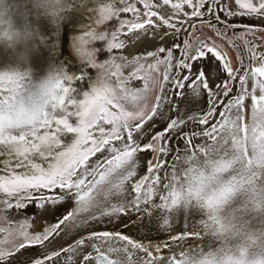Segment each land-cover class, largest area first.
<instances>
[{"label": "snow or ice", "instance_id": "6c2138e0", "mask_svg": "<svg viewBox=\"0 0 264 264\" xmlns=\"http://www.w3.org/2000/svg\"><path fill=\"white\" fill-rule=\"evenodd\" d=\"M119 3L123 6H101L96 23L121 13L132 18L121 19L110 33L90 29L77 37L75 48L87 71L54 74L55 87L42 108L25 100V73L0 71V222L10 225L0 227L5 233L0 264H77L80 257L79 264H121L111 253H125L131 264L129 246L146 253L143 264H179L175 255L154 256L151 241L145 246L121 231L92 229L115 225L122 217L128 218L122 224L127 228L139 225L144 216L153 217L161 229L169 228L174 211L170 189L180 158L209 145L197 138L215 142L220 151L236 148L247 154L250 145L264 153V0H234V5L230 0ZM237 17L258 24L233 23ZM205 28L236 51L238 67L214 40L189 39L193 30ZM149 40L154 50L145 49L131 60L116 51H126V41L135 48ZM97 41L104 42L108 58L103 61L96 59L101 51L94 47ZM91 69L96 70L95 79ZM73 80L87 85L82 99L71 95L77 92ZM197 98L203 107L194 110ZM157 121L163 127L153 134ZM67 134H72L70 143L62 139ZM149 152L153 155L142 165L145 174L137 179L140 155ZM162 157L175 163L163 184L167 193L156 203L167 165ZM68 204L71 210L58 215ZM28 207L38 219L51 215L54 222L42 224V231L30 232L27 218L11 226L4 210L15 208L27 215ZM73 233L80 238L65 240ZM193 235L185 232L171 240ZM57 238L66 246L49 251ZM119 241L123 245L114 246ZM34 246L43 251L32 252ZM160 247L156 244L155 250Z\"/></svg>", "mask_w": 264, "mask_h": 264}, {"label": "clouds", "instance_id": "9594fccd", "mask_svg": "<svg viewBox=\"0 0 264 264\" xmlns=\"http://www.w3.org/2000/svg\"><path fill=\"white\" fill-rule=\"evenodd\" d=\"M60 0H0V44H27L34 19L55 16ZM25 73L26 102L42 108L55 87L54 74ZM190 157V158H189ZM170 192L174 210L201 216V245L179 253V264H264V153L229 148L215 142L183 154ZM157 207V205H153Z\"/></svg>", "mask_w": 264, "mask_h": 264}, {"label": "rangeland", "instance_id": "374dc122", "mask_svg": "<svg viewBox=\"0 0 264 264\" xmlns=\"http://www.w3.org/2000/svg\"><path fill=\"white\" fill-rule=\"evenodd\" d=\"M62 1H63V4H62V6H60V11L55 16L50 15V16H48L49 18L43 17V18L33 20V22L35 24H37V27H39V28L36 29V33L32 38L34 43H32L30 45L29 54H27V55L31 59V63H30L31 64L30 67H31V71H32L31 75L35 78H40V77L45 76L47 74H59L62 71L77 74V75L81 72L87 71L86 62L83 61L81 59V57L77 54V51L75 48L76 38L79 37L86 30H90V29H95L99 32L110 33L112 31H115L116 28L119 27V22L121 19H131L132 18L131 13H121L119 17H113L111 20H104L102 23H99V24L96 23L97 19L99 18L100 7L103 5H106V4H114L117 7H122L123 5L119 3V0H108V1L107 0H85V1L84 0H62ZM230 2L234 5V0H230ZM140 6H141V8H143V5L140 4ZM140 6H139V3H137V7L140 8ZM141 10L143 11V9H141ZM234 10H235V8H234ZM232 22L237 23V24H253V25L258 24V23H254V22L251 23L246 18H240V17L233 19ZM56 25H58V26H56ZM46 27L48 29H45ZM54 28H55V30H54ZM49 29H52L54 31L52 32V30H51L50 32H48ZM46 30H48L47 32L49 35L47 34ZM56 30H58V31H56ZM124 31H126V28ZM41 32L42 33L44 32V33L42 34ZM39 35H41V36H39ZM257 35H260V34L258 33ZM52 36L54 39L52 38ZM41 37H43V38L45 37V38L41 39ZM50 37L52 40H50ZM193 37L194 38L200 37L201 39L210 38L211 40H214L217 44L221 45L225 51L228 52L229 58L232 60L233 66L234 67L239 66V60H238L236 51L234 49H232L229 45H227V43L224 40L216 37L212 31H210L206 28L193 30L189 39H194ZM55 39H56V42H55ZM43 40H45V41L43 42ZM48 40H50V42ZM257 41H256L257 45H260L261 41H259V40H257ZM59 42H60V45H59ZM150 42H151V40H150ZM146 43H147V41H145V43H143V44H137V46L135 48L130 47V51H125V50H116V51L122 52L123 54L128 56L129 60H131L133 58V56H135V55L144 54L145 49L154 50L153 47L149 48V46H145ZM53 44H54V46H53ZM56 45H59V46H56ZM94 47L101 49V51L98 52L96 55V59L98 61H103V60L108 58L106 52L104 51V42L97 41V42H95ZM141 48H143V49H141ZM127 50H129V49H127ZM260 50L261 49L258 47L257 51L259 52ZM48 51H49V53H48ZM53 54H55V55H53ZM50 59H51V61H50ZM49 68H51V69H49ZM90 71L92 73V78L95 79L96 70L91 69ZM50 72H52V73H50ZM76 82L77 81H75V80L71 81V86L74 87V85H76ZM65 83H66V85L68 84L67 81ZM80 83L83 87L80 90L81 92L78 91L73 96L76 99H82L83 98L82 92L87 90V85L85 84V82L80 81ZM142 84H143L142 81L139 82V86H142ZM78 86H79V84H78ZM78 95L80 96V98ZM248 99L250 100V98H248ZM202 107H203V105H202ZM246 111L250 113V109H247ZM217 118L218 117H214L212 122H215V119H217ZM149 126H151V125H149ZM162 127H163V124H160L159 121H157V127L153 129V134L155 131L160 130V128H162ZM201 127H204V126H201ZM67 136H69L70 138L64 137V138H66L65 139L66 141L68 140L67 142L66 141L65 142L70 143L71 139H72V134H67ZM64 138L62 137V139H64ZM149 139H150V135H149ZM197 139H199L201 142L203 140H205L204 142H206V143H209V144L212 143L211 141L206 140V138H203V139L197 138ZM145 142H147V141H145ZM193 148H194V146H193ZM196 151L198 152V150H196ZM176 154L177 153H173V155H176ZM179 154H182V150H181V153H179ZM152 155L153 154L151 152H149L146 155L141 154L140 158L146 160L147 158L151 157ZM162 159H165L167 161L166 168L163 169L162 172L164 170H167L168 173L171 174V171H172L171 164L175 163V161L168 160V158H166V157H162ZM153 162L155 163L156 160L154 159ZM141 174H145V167L144 166L139 167L137 179L139 178V175H141ZM165 183H167V182H165ZM155 199L156 198H154V202H156ZM72 207H73L72 204H68V206L65 205V207L61 210L60 213H58V215L66 214V212L71 210ZM35 211L36 210L33 209V207H28V209L26 210L27 215L24 212H22L21 210H18L15 208L5 209L4 213L8 217V220L12 221L11 226H15L19 221L27 218L29 223L32 225L29 228L30 232L33 230L42 231L43 230L41 227L42 224L46 225L49 221L54 222L55 217H52L51 215L45 216L43 221L41 219H37V217L35 215H32ZM133 216H132L133 218H131L132 220H134L136 218L135 215H133ZM121 220H122V223L118 222L119 226H117V224L115 223V225L112 224V225H110V227L105 226L107 229L104 227H101V228H96V229H92V230L121 231L123 234L128 235L130 237H133L136 240H139L145 246H149V242L151 241L153 246H150L149 250L153 252V255L154 256H164L165 258H168V257L175 255L176 258L179 259V253L181 251H183L185 248H189V247H193V246H199L202 244V242H206V241H202V237L195 236V235L184 236L182 240H178V241L171 240V236H173V235L183 236V234L185 232H196L200 229V227H201V225H200L201 216H199L198 214L191 212V211L183 212V211H179V210H174L171 214V226L167 229H161L160 223L158 221L154 220V218L150 217V216H144V218L142 219V221L139 225H135V226L130 225L126 229L122 227V224H123V222L128 223L127 222L128 218L126 219V217H125V220H124V218H121ZM0 227L8 228V227H10V225L7 223V221H5V222H0ZM116 228H117V230H116ZM82 234L87 235L88 233L85 231ZM74 235H75V237H74ZM4 236H5V233H0V239H3ZM68 238L69 237H66L65 240H67L68 242H73L74 239H78V238H80V236H79V234L76 235L75 233H73L72 236H70L69 239ZM69 240H71V241H69ZM193 241H195L197 243H195V244L191 243ZM57 242L59 243V241H55V245H54L55 247L51 246V245L49 246L50 251L58 250V248L61 246H66V244H64L63 242H60L59 244H57ZM123 243H124L123 241H120L119 246L123 245ZM164 243L170 244L171 247L168 249L163 248L162 245ZM156 244H159L161 246L159 252H157L155 250ZM119 246H117V247H119ZM36 247L37 246H34L32 249H35ZM39 247L40 246H38L36 248L37 250L35 249L32 251V249H31V251L32 252H34V251L35 252L36 251L42 252L43 249H41ZM52 248H53V250H52ZM88 251H92V249L89 248ZM129 251L133 252V254H134L133 259L131 261V264H143V261L141 258L147 259L146 253L140 251L139 249H132L131 246H129ZM113 256H116L115 259L119 260L121 262V264H130V262L127 259V255L125 253H114ZM80 259H82V257H80ZM77 264H79V261L77 262ZM154 264H159V261H155Z\"/></svg>", "mask_w": 264, "mask_h": 264}, {"label": "bare ground", "instance_id": "6f19581e", "mask_svg": "<svg viewBox=\"0 0 264 264\" xmlns=\"http://www.w3.org/2000/svg\"><path fill=\"white\" fill-rule=\"evenodd\" d=\"M85 1V0H84ZM108 1V0H107ZM102 2V1H101ZM62 4H63V1L62 0H60V6H62ZM139 6H140V4H139ZM170 7V6H169ZM140 9H143V8H141V6H140ZM124 15V14H123ZM43 18V17H42ZM49 18V17H48ZM240 18H246L247 20H249L251 23L252 22H254V23H258V21L256 20V19H252V18H248V17H240ZM51 21V20H50ZM245 21V20H244ZM48 23V22H47ZM69 23V22H68ZM249 23V22H248ZM55 24V23H54ZM53 24V25H54ZM67 24V23H66ZM44 26V25H43ZM56 26H58V25H56ZM67 26V25H66ZM49 27V26H48ZM37 28H39V27H37ZM52 28V27H51ZM45 29H48L47 27L45 28ZM52 29H49V31L48 30H46V32L48 31V32H50ZM54 30H55V28H54ZM54 30H52V32L54 31ZM56 31H58V30H56ZM48 32H47V34H48ZM42 33V32H41ZM44 33V32H43ZM42 33V34H43ZM53 34V33H52ZM51 34V35H52ZM45 35V34H44ZM49 35V34H48ZM131 35V34H130ZM39 36H41V35H39ZM57 36V35H56ZM43 37H41V39H42ZM45 38V37H44ZM43 38V39H44ZM52 38H53V36H52ZM57 38V37H56ZM194 38V37H193ZM54 39V38H53ZM50 40H52L51 39V37H50ZM50 40H48L49 42H50ZM59 40V39H58ZM45 40H43V42H44ZM48 42V43H49ZM55 42H56V39H55ZM258 42V41H257ZM32 43H34V41H33V39H31L26 45L25 44H15V45H5V44H0V71H19V72H25V71H27V72H29L30 74H32V71H31V59L29 58V56L27 55V54H29V50H30V45L32 44ZM46 43V42H45ZM59 45H60V42H59ZM59 45H56V46H59ZM49 46V45H48ZM53 46H54V44H53ZM145 46H149V48H151L152 47V41L150 42V40L149 41H147V43H146V45ZM144 46V47H145ZM143 47V48H144ZM126 48L127 49H129V50H127L126 49V51H130V46H128V42L126 41ZM143 48H141V49H143ZM258 48V47H257ZM56 50V49H55ZM62 50V49H61ZM60 50V51H61ZM59 51V50H58ZM57 51V52H58ZM47 53V52H46ZM48 53H49V51H48ZM52 54V53H51ZM53 55H55V54H53ZM58 57V56H57ZM60 57V56H59ZM62 60V59H61ZM50 61H51V59H50ZM60 61V60H59ZM43 64V63H42ZM44 65V64H43ZM58 66V65H57ZM41 67V66H40ZM34 68V67H33ZM41 69V68H40ZM49 69H51V68H49ZM56 69V68H55ZM50 73H52V72H50ZM73 84V83H72ZM78 84H79V86H78ZM83 86L81 85V83L80 82H76V85H74V88H76L77 89V92L78 91H80L81 90V88H82ZM77 92H73V93H71V95L72 96H74ZM81 92V91H80ZM80 95V94H79ZM78 95V96H79ZM81 96V95H80ZM80 96H79V98H80ZM78 98V97H77ZM79 100V99H78ZM202 105H203V100H202V98H197V101H196V105L194 106V110H197L198 108H200V107H202ZM67 138H70L69 136H66ZM64 138V137H63ZM64 139H66V138H64ZM66 141V140H65ZM68 141V140H67ZM66 141V142H67ZM205 140H203L202 142H204ZM145 159H142V158H140V161H141V166L143 165V161H144ZM141 166H139V167H141ZM139 167H138V169H139ZM165 173H167V175H165ZM170 178V173H168V171L167 170H164L162 173H161V184L158 186V188H157V192H158V195H157V197H156V203H159L160 201H159V195H161V194H166L167 193V190L166 189H164L163 188V184L165 183V182H168V179ZM68 206V205H67ZM28 209V208H27ZM34 209V208H33ZM134 217V216H133ZM133 217H131V218H133ZM122 218H124V220H125V217H122ZM38 219V218H37ZM126 219H127V217H126ZM136 219V218H135ZM134 219V220H135ZM123 220V219H122ZM122 220H121V223H122ZM38 221V220H37ZM43 221V220H42ZM128 222V221H127ZM124 223V222H123ZM126 223V222H125ZM117 224V226H119L118 224L119 223H116ZM110 225H112V224H108V225H96L95 227H93V229H96V228H101V227H104V228H106L105 226H109L110 227ZM133 226H135V225H133ZM116 227V226H115ZM113 228V227H112ZM103 229V228H102ZM107 229V228H106ZM111 229V228H110ZM121 229V228H120ZM126 229V228H125ZM112 230V229H111ZM116 230H117V228H116ZM110 231V230H109ZM124 231V230H123ZM127 231V230H126ZM78 232H79V230H78ZM128 232V231H127ZM76 235H77V233H75ZM127 234V233H126ZM63 235V234H62ZM74 237H75V235H74ZM69 238H70V236H69ZM68 238V239H69ZM131 238H133V237H131ZM65 239H66V237H65ZM133 239H135V238H133ZM72 240V239H71ZM71 240H69V241H71ZM56 241H59V243L61 242L60 241V239L59 238H57L56 239ZM58 242H57V244H59ZM62 245V244H61ZM120 245V241L119 242H116V244L114 245V246H119ZM38 247V246H37ZM36 247V248H37ZM55 247V246H54ZM35 248V249H36ZM40 248V247H39ZM50 248V247H49ZM35 249H32V251L33 250H35ZM37 250V249H36ZM41 250V249H40ZM52 250H53V248H52ZM102 250H104V249H102ZM50 251V250H49ZM35 252V251H34ZM39 252H41V251H36L35 253H39ZM95 254V253H94ZM111 255V258H113V259H115V257L116 256H113L114 255V253H111L110 254ZM79 259L80 258H78V260H77V262L79 261ZM93 264H95V262L93 261Z\"/></svg>", "mask_w": 264, "mask_h": 264}]
</instances>
